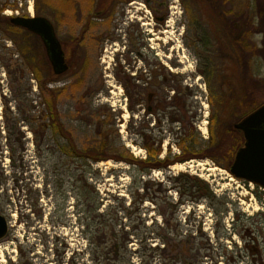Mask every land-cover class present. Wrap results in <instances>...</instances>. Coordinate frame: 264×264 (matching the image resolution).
Returning <instances> with one entry per match:
<instances>
[{
  "label": "rangeland",
  "instance_id": "1",
  "mask_svg": "<svg viewBox=\"0 0 264 264\" xmlns=\"http://www.w3.org/2000/svg\"><path fill=\"white\" fill-rule=\"evenodd\" d=\"M5 1L10 7L1 16L8 20L34 16V7L45 12L57 38L69 45L70 63H66L70 67L64 74L54 75L37 37L16 28L11 41L0 29V208L8 224V232L0 240V264H142L141 248L143 264H162L158 256H172L173 240L196 230L202 234L200 246H206L200 253L207 259L201 262L264 264V190L233 178L228 170L231 163L203 155L144 172L124 160L146 158L141 131L160 144L159 161L182 154L179 144L189 130L195 141L190 145L202 150L210 130L221 135L222 129L239 120L238 102L245 86L250 102L264 103V33L258 30L256 19L258 9L264 10V0H232V4L218 5L215 12L208 0H162L169 26L164 22L162 34L148 35L151 42H146L142 52L148 55L149 67L143 61L138 65L147 70L161 68L169 75V97L176 89L180 90L178 99L183 91L191 94L184 101L189 111L186 132L178 123L169 128L167 114L151 117L125 100L128 96L116 71L128 75V68L116 61L113 49L117 47L110 48L105 39L110 30L106 14L91 18L90 26L85 27L100 1L109 0H0V5ZM130 1L144 4V0ZM230 21L244 24L248 54L237 51L231 55L234 35L229 39L223 30ZM80 35L82 41L71 44ZM253 44L257 55L252 57ZM220 46L224 53L217 52ZM111 53L114 61L109 59ZM103 58L110 63L108 69ZM33 71L51 80L46 89L56 93L52 102L75 151L103 149L98 162L64 154L65 138H53L49 131L40 130L34 137L31 129L37 130L38 123L22 121L23 115L37 117L44 107ZM130 95L134 100L136 92ZM180 102L176 107L182 108L184 102ZM205 122L207 139L201 135ZM190 161L218 169L173 168ZM178 174L206 183L213 198L196 199L192 181L187 177L176 180ZM243 229L255 234L261 260L253 261L243 250L239 238ZM98 230L124 235L123 259L113 252L104 255L106 249L89 242L90 234ZM111 243L104 245L107 251ZM222 250L226 251L223 259Z\"/></svg>",
  "mask_w": 264,
  "mask_h": 264
},
{
  "label": "flooded vegetation",
  "instance_id": "2",
  "mask_svg": "<svg viewBox=\"0 0 264 264\" xmlns=\"http://www.w3.org/2000/svg\"><path fill=\"white\" fill-rule=\"evenodd\" d=\"M98 5L96 11H92L85 27L87 29V27L90 26L91 18H100L106 14L110 30L109 33L105 35V39L110 42V48L112 46L117 47V49H113V51L117 53L116 61H123L122 64H125L126 68H128V75L122 73L121 69L116 71V78L119 80L121 87L124 88L125 93L128 96L125 100L129 102L130 106H133L134 104L135 106L143 108L144 114L150 115L151 117L158 116L159 118V113L167 114L166 120L169 128L172 124L178 123L182 125L183 130L185 131L189 122V117L187 116L189 111L185 109L186 105L184 101L191 98V94L183 91L181 99H178L176 97L180 94V90L176 89V91H173L169 97V75L166 76L161 68L147 70L146 67L142 69V67L138 65V63L143 61V63L149 67L148 55L142 52V50L145 49L146 42H151L148 35L154 36L159 33L162 34L164 31H161L160 29H162V24L164 22L165 27L169 26L165 21L166 13H162L164 12L163 10L166 9V2L162 0H144V4H140L130 0H109L105 11H101L100 8H98ZM225 35L228 36L229 33L224 30V36ZM82 39L83 36L80 35L79 38L75 39L72 43L75 44L76 42L77 45ZM58 40L60 41V39ZM60 44L65 59L70 63L69 58L67 57V50L64 48V45L68 44H63L62 41H60ZM121 45L122 47L120 48ZM220 47L217 52H220V54L224 53V49ZM230 48L231 55L237 53V49H234L231 46ZM113 56L115 55L112 54V58H109L108 56L107 58L114 61ZM155 56H157L156 52ZM101 62L106 63L104 58ZM68 65L70 67V64ZM109 66L110 63H106L105 69H108ZM120 73L122 75H120ZM106 76L110 77V74H106ZM203 76L205 78V75ZM199 79L200 78H197V80ZM108 86L111 85L108 84ZM198 87L201 89L200 85H198ZM132 92H136L134 100H132L130 95ZM180 100L184 102L182 108L176 107L181 103ZM252 233L253 232L250 229H243L239 233V238L244 243L243 250L248 255H251V259H253V261L256 260V258L261 260L260 246H258V241L254 237L255 234ZM201 236L202 234L196 230L190 235L176 237V239L173 240L174 243L170 245L172 256L166 257L161 253L160 256H158V261L161 260L162 264H202V259H207V256H201L200 253V250L206 251V246L201 247L199 244V240L202 238ZM251 236L253 237L251 238ZM127 243H129V240L126 241V244ZM166 246L167 245H164V247ZM164 251L162 250L161 252ZM138 254L140 255L143 264V248L138 251ZM225 257L226 251L222 250V259ZM151 258H153V256H151Z\"/></svg>",
  "mask_w": 264,
  "mask_h": 264
},
{
  "label": "trees",
  "instance_id": "3",
  "mask_svg": "<svg viewBox=\"0 0 264 264\" xmlns=\"http://www.w3.org/2000/svg\"><path fill=\"white\" fill-rule=\"evenodd\" d=\"M208 2H209V5L211 6V8L213 10L215 9L214 12L216 11V8H218V5H220L221 3L230 2V4H232L231 3L232 0H208ZM4 3L5 4L0 5V23H1L0 29L5 33L6 36H8L9 40H11L12 38L10 36L14 33L15 30L17 31L18 29L11 26L9 24L8 19L1 16V13L3 11H5L7 7H10L8 5L7 1H5ZM107 3L102 4V2L100 1L98 8H100L101 11H105L106 10L105 8L107 7ZM260 5H263V4H260ZM34 9H35V15L36 16H43V17L46 16L45 12L38 11L36 9V7H34ZM95 11H96V9H95ZM227 13H229V11ZM227 13H225V14H227ZM240 16H241V14H240ZM235 17L237 19V17H239V15L235 14ZM256 19H257V21H259L258 30L259 29L263 30V33H264V10H262L261 8L258 9ZM243 26H244L243 23L241 25H239V24H236L235 22L230 21L229 23L226 22L224 30L229 33V35H230L228 37L229 39H230L231 35H234V36H232V38L230 40L231 46L234 49L237 48V51L239 53L248 54L247 43H245L243 40V34H242L243 33V30H242ZM232 31H234V32L232 33ZM71 44H74V43H71ZM251 46L252 47H250V50H251L250 54L253 57L254 55H257V45L253 44ZM64 48H65V50H67V57L69 58V56H70L69 45L68 46L64 45ZM68 48H69V50H68ZM238 52H237V54H238ZM21 53H25V52H21ZM24 57L26 58L28 63L32 62L27 57V53H25ZM5 66H7V65H5ZM32 74L36 80L37 87L39 88V90L41 92V95H42L41 104L44 106L42 111H40L38 113L37 117H31L29 115H23L22 121H24L25 123H32V122L38 123V129L37 130L31 129L33 136L38 137L39 130L42 133L49 131L53 138H57V137L58 138L60 137L61 139L65 138L67 144L61 148V150L63 149L64 154L67 155V153H68L71 156L74 155L75 157H80L84 160H90V161L98 162L101 157H97V156H99L100 154H102V152H105V151L103 149H100V150L97 149L96 150L93 148L84 150L83 152L75 151V149L71 145L72 142L70 140V137L68 135H66L65 130L60 123V120L58 118L56 105L54 104V102H52V100H56V93L54 91H49V89H46V84L51 80L46 81V80L40 78L37 75L36 71H33ZM251 76L252 75L250 74V79L249 78L248 79L250 80V83L252 86L254 82H253ZM243 87L244 86L242 84L241 88H243ZM10 89H11L10 91L15 93V91H16L15 88L10 87ZM249 98H250V94H248L247 87L245 86L244 92L241 94V100L239 99V102H238V105L240 106V109L242 112H241V115L239 116V118H237V119L244 117L245 115H247L248 113H250L251 111H253L255 108L258 107V105H257L258 103L250 102ZM232 100H234V99H232ZM130 110H131V107H130ZM192 129L194 130V128H192ZM18 130H20V129L15 128V131H18ZM222 130H223V133L221 135L213 134L212 130H210V136L208 137V139L205 142H203L204 148L202 150H199V151L196 150L195 146L192 147L190 145V144L193 145V143H195L194 134H190V130L187 132L185 130L186 133H184L183 137L181 138V142H180L181 144H179V147L181 149L182 154L180 156L174 157L171 160L169 159L170 157H166L167 159H165L163 161L157 160L158 156L160 155V147H159L160 144L158 142L156 144V142L153 139H151L148 135L143 134L141 131V134H140V138L142 140L141 146L146 151V158L144 160H142V159L139 160V159H133L131 156H129V157L124 158V160H126L127 163H129V164L138 165L139 169L141 171H144V172L146 169H160V168L164 169L167 166L172 165L173 160H176L177 162H184V161L190 160L192 158H203L204 156L209 157L213 161H216V159H221V160L225 161L226 163L230 164L233 160L234 154H235L238 146L242 142V139L240 137V134L237 133L235 130H233V127H231V126L228 128H224ZM12 133H16V132H12ZM20 133L21 132H19V134ZM40 138H42V136ZM15 139H17V138H15ZM186 141L188 142V144L186 143ZM8 144L11 148L10 138H8ZM116 159H118V158H116ZM183 177H187V179L189 181H192L191 186L194 188V190H196L195 191V198L196 199H201L203 197H206V198L212 197L213 198V195L210 192L206 183L199 180L195 176H191L189 178L187 175H183V174L176 176L175 179L182 181L180 179H182ZM191 186H189L190 190H192ZM1 192L2 191H0V194H1ZM192 194H193V191H192L191 195ZM2 212H3V209L0 208V214H2ZM124 240H125L124 235H122L120 237V236L116 235V233H114V232H112V234L108 233V235H107V232L104 230H102V231L98 230V231H96L95 234L92 232L89 236V242L90 243L93 242V244H92L93 246L96 244L97 246H101L102 249H106L104 252V255L105 254L108 255V253L113 252V254H115L116 257H119V258L121 257L120 259H123V252L122 251H124ZM108 241H111L113 244L111 243L112 246H111V248H108V251H107V247L104 248V245H106L108 243ZM121 249H122V251H121ZM119 253H121V255Z\"/></svg>",
  "mask_w": 264,
  "mask_h": 264
},
{
  "label": "water",
  "instance_id": "4",
  "mask_svg": "<svg viewBox=\"0 0 264 264\" xmlns=\"http://www.w3.org/2000/svg\"><path fill=\"white\" fill-rule=\"evenodd\" d=\"M9 23L39 38L54 75L59 76L68 71L69 65L66 63L60 41L47 18L14 16L9 19ZM232 127L241 135L243 142L237 148L229 165L230 175L264 190V103L238 120ZM7 232V220L0 214V240Z\"/></svg>",
  "mask_w": 264,
  "mask_h": 264
},
{
  "label": "bare ground",
  "instance_id": "5",
  "mask_svg": "<svg viewBox=\"0 0 264 264\" xmlns=\"http://www.w3.org/2000/svg\"><path fill=\"white\" fill-rule=\"evenodd\" d=\"M31 9V8H30ZM174 169H179V170H182L184 168H190V169H199L200 171H207V172H212V171H215L216 168L215 166H208L206 163H203V162H188V163H185V164H180V165H177V166H174L173 167ZM233 180L232 178H230V181Z\"/></svg>",
  "mask_w": 264,
  "mask_h": 264
},
{
  "label": "built area",
  "instance_id": "6",
  "mask_svg": "<svg viewBox=\"0 0 264 264\" xmlns=\"http://www.w3.org/2000/svg\"><path fill=\"white\" fill-rule=\"evenodd\" d=\"M204 123V122H203ZM206 124H207V122H205V125L203 126L204 127V131H202L201 129V133H202V135H203V137H205V134H206Z\"/></svg>",
  "mask_w": 264,
  "mask_h": 264
}]
</instances>
